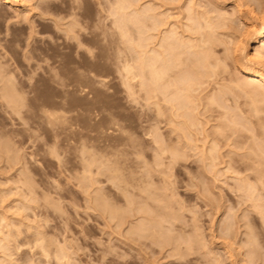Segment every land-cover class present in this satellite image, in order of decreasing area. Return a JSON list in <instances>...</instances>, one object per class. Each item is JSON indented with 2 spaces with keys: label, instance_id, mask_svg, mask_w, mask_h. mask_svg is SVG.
I'll return each instance as SVG.
<instances>
[{
  "label": "rangeland",
  "instance_id": "374dc122",
  "mask_svg": "<svg viewBox=\"0 0 264 264\" xmlns=\"http://www.w3.org/2000/svg\"><path fill=\"white\" fill-rule=\"evenodd\" d=\"M132 1H134L133 2L134 5L132 4L133 7H131L132 9L129 8L124 10L123 12H120L121 10H118L117 5L115 4V0H24L23 2L16 4L14 7L7 5L6 3H4V1H0V264H20V263L25 264V262L28 259H32L33 262L35 260L36 262L33 263L32 260L31 262L27 261L26 263L28 264H38V263L41 264L42 262L44 263L46 259L45 256L42 257L39 254L41 252H43L41 253L42 255L45 253L44 255H46L48 261L50 260V258L52 259L50 260L51 264H65L68 258L65 259L66 260L65 263L61 259V261L63 262L61 263L59 255L62 254L61 252H63L64 250L63 248L66 244L69 245L70 249L74 246L76 247L75 249L79 253L77 254L79 256V259H76L75 257L73 258V256H76L78 258V256L76 255L77 252L75 253L74 251L76 250L75 249L73 250V248L70 250L68 246H65L67 249H69V250L66 249L67 252L71 254L70 251H72L75 253V255L70 256L67 253L66 257H69L70 259L73 258L72 259L73 262L76 260L77 263L79 264L81 263L100 264V262H102L101 259V261L98 263L100 257L102 258V256L108 254L106 257L110 258V256L113 255V253L114 255L118 254L121 256L120 257L116 256V258H114L115 257L114 256L112 260L116 259L118 262L121 263V261L123 260L124 262V259L126 258L127 259V261H125L126 264L128 263L136 264L133 262H139L140 264H145V262L146 263L148 262L147 264H185L184 256L191 258V260L187 258L188 259L187 262L189 261L191 262L193 259H195L194 261H192V263L186 262V264H197V263L207 264L209 263V261L206 260L205 257L209 256L210 254L209 252H211L210 250H212L213 252L222 250L223 254L221 252H218V254L221 253L223 255L222 256L223 258L228 257L227 261H225L226 260L225 258L224 260L225 262H223V260L221 262V259H223V258L221 259L219 258L221 254L219 256L215 254L216 252L214 254L211 252L210 256L212 254L218 256L217 259L219 258V261L221 262L220 264L222 263L231 264L235 258L236 259L234 261L236 262L235 263L233 262L234 264H239V263L241 264L242 261L248 263V261L246 260H250L249 261L250 263L248 264H251L252 261L251 258H249L250 249L248 252L249 255L246 252L248 248H251L250 245L253 246V248L255 247L257 248V246L259 247L261 243L263 249H261L262 252L259 250L261 253L258 252V254L259 255L264 254V228L262 229L264 222H261V220H259L260 217L262 218L264 213H262L261 210L260 211L261 216L259 218L257 216L258 214L256 213V211L258 212V210L260 209H263L264 211V202L262 201V199L264 198L263 190L262 189L259 190V191L262 190L261 191L262 197L261 194L259 196L260 199L262 198L261 201L259 199V201H257L259 203L255 201L253 204V206L256 203L257 206L262 204L261 206H259L260 207L259 209L256 205L254 206V208H252L251 206L252 203L250 204L249 202H252L253 200L249 201L250 198H245V199L242 198V200L243 199L244 200L242 201L243 203L240 204L241 202L239 200L241 198H237L239 192V191L237 192L238 190L237 188H239L238 186H236L237 190L234 188L235 192H237L236 193L237 195L234 194L235 192L234 193L232 192L234 190H231V188H233L232 186L237 185L235 180L237 181L239 179L238 181L240 182V188L245 187V185L249 182L252 183L253 181L252 179H250V181L245 179L247 178L246 177L247 174L249 177L250 175L252 177L253 176L252 173H254L255 178H258L257 175L259 174L258 176L262 178V183H263L262 184L261 182H259L261 183L260 187L264 185V141H263L264 113L262 112L263 114H260L258 117L256 116V114L251 113L254 111L249 112L250 109H253L249 106L251 105L250 101H249L250 104L248 105L247 100L249 99L248 98L246 99V97H243L242 95H241L242 97L238 98L235 95H240V94L236 93V91L232 92V88H231L234 84L236 85L235 82L237 81H238L237 84L240 83L241 81H245V83L246 82L249 83V86L250 83L252 86L254 85L253 82H250L249 79L245 78L239 72L237 66L243 63L251 66L255 65L254 63H252L253 61L252 55L253 56L255 55L256 50L254 49V45L252 44V41L248 40L244 36L245 34L244 19L247 18L249 21L253 23L256 22L255 24L258 25L259 19L264 17V0H139V1L132 0ZM236 4H238L242 10L240 9V11H235V12L230 11ZM134 7H138V8H134ZM137 10L141 12L142 15L141 17H143L144 14L148 12L147 15L143 17L144 19L145 18L148 19V17H151V15L154 16L158 26V27L156 26L155 29V32L157 33H154L152 31L151 33H149L148 28L151 27V24H149L151 22L149 20L150 18L148 20L146 19L143 20V18H141V21H143L142 23L144 24V27L140 26L141 30L143 28L142 30L143 35L141 37L142 41L140 40L142 46L139 44L137 46L136 43L138 42H135L137 40L139 41L140 39L139 36H136L138 35V30L136 31L138 27L136 25H131L132 23L130 24V22L129 23L126 22L128 21L127 18H129L128 17L129 15L131 16L132 14L136 13L135 16L138 15V17H140L139 16L140 13H138ZM150 10L152 13L153 12L154 13L152 14L151 12H149ZM126 12H131V13L126 14ZM252 13L254 14L252 15ZM155 14L157 16H155ZM144 22H146L147 26ZM120 23L127 24L126 29L128 32L127 33L128 37H126L127 36L126 34V36L122 38L121 33L117 28V25H119ZM113 30L114 31L117 30V31L114 32ZM147 33L148 35L150 34L152 37L154 35V37L147 39L148 37H151L150 35L148 36ZM170 33L171 34L177 33L178 35L175 34V38L176 37L178 38V36H180L183 42L180 40L179 41L187 45L188 42L191 43L192 40L191 44L193 45L194 48L191 47L192 50L190 49L191 50L190 53L192 55H196V57H198L199 59H201L200 55L204 56L203 63L204 60L207 61V59L205 58L207 56L209 58L208 59L209 64L208 63H204V64L213 65V67H209V68L208 66L204 68L202 67V69H206V70L211 68L212 69L210 71V73H212L211 75L209 74V72L207 73L206 70L203 71L206 74H209L208 76L210 77L216 73V75L212 76L211 78L203 74L205 78L207 76L206 79L199 80L200 78L199 79L196 78L197 80H195L194 85L198 84V86L196 85L198 88L194 86L196 89H194L195 92H192L194 94L193 98L191 96L192 104L193 103L194 104L190 105L192 106L190 109L193 110L196 109L195 111H191V113L194 112L193 114L195 118L193 119L190 113L189 116L185 118V119L188 118L187 120H190L192 118L190 121H192L193 123L189 121V124H191V126L189 125L187 126L188 124L187 120L185 119L183 120V118H181L184 116L182 113L187 112L188 110L186 111L185 107H184L185 109L182 108L181 110L180 109L181 106L179 105L178 107L176 106L177 107V109L175 108L176 110L172 108L176 104V102L175 103L172 102L174 97H172L171 95L169 96L170 98L168 97V100H166L167 96L165 97L163 96L167 95L166 92L168 91L166 92L163 91L165 92V94L161 96L162 93H160L159 91L160 88L157 90L159 94L158 92H156L157 97L160 100L157 99V97L155 100H152V95H150L149 93L152 91V89H150L151 84L149 80H145L146 79L145 75H147L146 72L148 70L146 69L147 67L144 66V64L147 61V58H149L151 52L146 54L144 53L147 51L149 52L150 49L152 50L154 49L156 51L160 46L163 45V43L162 45L160 43L162 42L163 35L164 37H166L168 35H171ZM133 38H135V40H133ZM208 39L211 42H215L216 44L215 43L214 44L216 45V47L215 45L210 43ZM204 41H206L207 43ZM241 41L242 44L247 41L249 48L242 49V45L240 44ZM191 44L190 46H192ZM210 44L213 46L210 47ZM198 46L201 48L199 49ZM196 47L198 48L195 49ZM161 49L162 47H160L158 50L160 51ZM193 49L194 52L196 53L193 52ZM206 50H208L207 51L208 53L205 52ZM141 52L144 53L141 54ZM210 53L213 55H211ZM56 57L58 60L55 59ZM190 57L193 59L194 58L197 59L196 57H192L191 55ZM249 57H250V61H249ZM143 58H145V60ZM136 60H138V62ZM141 60L144 63L143 64L144 67L141 64H138V63H142ZM148 61L146 62V64H148ZM126 64H128L127 66L131 64V66L134 67H138L140 65L141 69L143 67L142 69L143 71H140V74L142 75L143 79L139 80L138 78H136L133 81L128 80L127 75L124 71V66H126ZM214 64L218 67V69L217 68L214 69ZM64 67L67 69L65 70ZM12 69L14 71H12ZM144 70L147 71L144 72ZM64 71L66 72V74L64 73ZM184 71L186 73L187 70ZM8 72H11V74H9ZM48 72H50L51 74ZM64 75L65 76L67 75L65 77L67 80L66 87H60L59 85L54 83L55 82L53 81L54 78L55 80L56 79L58 80L59 77L61 79V77H63ZM203 75L200 77L204 78ZM7 76L10 77L12 76V78L9 79ZM7 78L10 82L11 80H13L12 82L16 81L14 82V85H12V83H9V81L6 80ZM125 78L127 79L126 81ZM3 79H5V81ZM145 81L148 82V84ZM3 82L4 84L5 83L6 84L5 85L2 84ZM144 83L146 86L144 85ZM241 84L244 83L242 82ZM130 85L133 89L130 87ZM141 85L143 86V88ZM12 86L16 88L13 89ZM249 86H244V87H249ZM252 86H250L249 88H251ZM4 88H6L5 91L7 92L3 94V92H5ZM254 89H258V86L255 87ZM9 90L11 91V93H13V95L15 94L14 95L15 97H17V95H19L20 93L21 95L24 93V96L22 95L23 97L19 95L18 98L15 99V101H17L15 102L16 105L19 106L21 105L22 102L23 105L20 108L24 106L22 110L20 109L21 113L19 115H16V113L11 109L12 107L11 105H13L12 104L13 102L12 100H11L12 103L9 102L11 96L8 93ZM66 90L67 92H65ZM229 90H231V92ZM260 90H262V88L260 89L259 87L258 91L260 92ZM261 92L264 91L262 90ZM5 95H6V99H5ZM7 95H9L8 96L9 98L7 97ZM89 95L91 97H88ZM261 95L263 96L264 93L259 94V96ZM212 96H215V98H213ZM11 97L13 99V96ZM163 98L165 99L166 102L171 101L172 103H174V105L171 102L167 103L168 105L166 103H162L165 102L163 101L164 100ZM208 98L210 100H208ZM211 99L216 100L218 103L214 104L215 101H213L214 103H212ZM258 99L263 100L264 96L263 98L260 97ZM90 100L93 102H91ZM200 101L202 102L200 103ZM210 101H211L210 107L208 105L209 108L206 107L207 109L206 110L205 105H207L206 103H209ZM18 102H20V104H18ZM152 102H154V104H152ZM188 102L186 103L190 104V101ZM156 103L159 104L158 105L159 110H157V108L154 107V105L155 106L157 105ZM62 104L64 108L62 107ZM42 106L43 107L52 106L53 108L51 107V109H53L54 111L64 110L68 112L70 131L67 134L62 133L63 130L60 129L61 127L58 122L57 124H54V126H48L46 125V123L44 124V122H40L41 120L39 119V117H38L39 120H37L36 117L39 115L40 108ZM188 106L189 105H187V107ZM61 107L63 109H61ZM170 107L174 111H170L171 110ZM179 109L181 110V113L178 114L181 117L178 115L179 118H177L178 116H176L177 114L175 113V111L178 112ZM154 112L155 113L160 112V113L156 115ZM248 112L252 114L251 118L247 114ZM14 113L16 116L14 115ZM223 116L224 117L226 116L225 117L226 119L223 118ZM20 117L25 120L24 123L22 122V119ZM257 117L260 118L259 119L260 121H258ZM228 120L231 123L233 122L232 123L233 125H230ZM184 121H186L187 123L185 124ZM195 121L198 122L199 124L198 126L195 124ZM181 122L182 124L184 122V124L186 125L185 126L186 131L183 130L184 128L183 126H182L183 128H181L182 125ZM32 124L37 129L33 127ZM243 124H247V125L243 126ZM188 127L190 128V131ZM221 128H223V130ZM12 129L14 132L12 131ZM16 129L17 131L21 130V132L23 131L22 129H24L25 134L26 133L27 134L23 135L24 131L21 134L20 131L19 133H17ZM15 131L18 136L15 134ZM104 131H106L107 134L104 133ZM151 131L153 133L155 132L154 133L155 136L156 135L158 136V138L156 137L157 138L156 140L160 139L159 141L161 143L164 142V145L162 144L163 146H161L160 148L162 149L165 147L167 152L165 151V149H162L163 152L165 153L171 152L173 155H175L176 153L173 151V149L177 150L179 156L184 154L182 156L183 158L182 160L185 159L186 162L184 163L183 161L182 163L181 158L180 159L177 158L178 161H181L182 166H177L178 164L174 163L175 167H173V164H171L172 163L171 160H169L171 159L169 158L171 154L169 153H168L169 155L163 154V152L161 153V151H157L158 154L160 155L162 154L159 157V155L156 153L154 148L159 141L157 142V144L151 141L152 140L151 136L153 135ZM115 132L117 133L115 134ZM63 135L65 136L68 135V137L64 136L66 138L65 139L63 138ZM80 135L82 136V138ZM106 135H108L110 139H108L109 137ZM105 136L106 138L107 137L108 138L106 139ZM24 137H27L29 141ZM91 137H95L94 139H96L98 143L96 144L95 141L93 143L92 140L93 138ZM99 137H101L102 139H100ZM214 138L217 140H215ZM63 139L68 141H65ZM97 139H99V141ZM100 140L104 141L103 143H101L100 146L101 148L98 147L97 149H95L100 144V142H102ZM106 140H110V141L107 142ZM214 141L218 142L219 145ZM211 142L213 144L218 145L217 153L219 156L217 155V153L216 155L218 156L219 159H216V161L215 160L211 161L212 157L211 158L209 157L210 160L208 159L206 162L205 158L203 157L206 156V153H208L209 156L211 155L209 153L210 148L212 149V147L209 148V146L213 145L211 144ZM63 143L65 144V146ZM92 144L94 145V147ZM83 145L84 146L86 145L85 148L88 147V149H85ZM106 146L110 147L109 148L110 151L109 150L104 151L106 150ZM251 146L252 148H254V150L250 148ZM103 147L105 149H103ZM261 147L262 149H260ZM206 148H209V150H206ZM83 149L86 150V152L87 150L90 152L93 151L95 152V150H97L99 152L100 149L101 152L100 154L98 152L95 153L93 152L92 154L89 152L90 155L87 154L86 156L85 155L86 153L83 152L84 151ZM158 149L159 148H157L156 150ZM251 149L253 151H255L256 149L257 151H255V153L252 152L253 153L252 155ZM202 150L204 152L206 150V153L204 154ZM50 151H52L53 153ZM102 151H104V153ZM201 151L203 153H201ZM105 152H107L106 153L107 155L105 154ZM178 153L176 154L177 157H179ZM50 154H52L53 156ZM254 154L255 155L258 154L256 156L259 158H256ZM54 155L56 157H54ZM88 156H90V158ZM106 156L109 157L107 158ZM100 157L103 158L101 159ZM86 159L90 163L88 162V164H86L87 163ZM99 159L102 162H104L105 165L104 164L100 165V163L102 162H100ZM97 160H99L100 163H98ZM210 161L213 164H210ZM168 162L171 164V167L173 168L170 167V164ZM116 163H118L117 164L118 167L116 166ZM119 164L123 165L125 171H123V169L121 171L119 170V172L116 171L117 168L119 169L121 167V165L119 167ZM154 164L157 167H154L155 166ZM166 164H169V168L168 165ZM102 165H104L103 170L111 166L112 168L110 167V169L113 170L111 171L113 172V174L111 172L110 173L112 175H114V173L115 175L119 173V175L117 174L119 177L122 176L120 172L124 175L126 174L124 177H127L126 180L129 179L130 177L129 180H132L131 181L132 186L131 184L130 187L129 185L127 186V184H129L130 182L129 180H127L126 184H124L125 183L124 180H122L123 182H121V180L118 179L120 181L118 183L120 184L116 182L118 181L116 179L110 180L111 177L115 176V175L110 176V174L108 175L110 169H108L109 171L108 170L104 171V173L107 172L106 174L104 173L101 174L100 170H102ZM100 166L101 168H99ZM140 166H142V168ZM113 167L116 170H114ZM146 168L149 169L147 170ZM249 168H251L252 171L246 172L247 169L250 170ZM150 170H152L154 177L152 176V174L150 175L151 173ZM241 170L242 171L245 170V172L244 171L241 172ZM255 170L260 171L261 173H258ZM165 171L166 173H162ZM260 174L261 175L263 174V176H261ZM109 176L110 178L108 180ZM144 176L148 177V179L149 176L150 178H152L148 180L149 182L154 178L153 180L154 182L152 181L150 182V184L155 183L154 185L155 188L154 187L153 189L150 188V186L151 185L153 186V184L148 185L149 182L148 183L145 182L147 181L145 180L147 178H145ZM238 176L240 178H238ZM244 176L245 178H243ZM197 177H199V180L200 177H202L201 178L202 180L199 181ZM255 178L253 179L256 181ZM137 179L138 181L139 180L141 181L140 182L141 184H139ZM242 179L243 180L245 179L244 181L245 185L243 184ZM163 180H165V184L168 183L166 184V187H169V188L166 187L164 188L168 190L172 188L173 190V191L171 190L167 191L168 195L170 194V192L171 194L175 193L176 195L175 194L174 196L170 195L171 197L167 196L165 189L162 187L165 186ZM110 181L115 183L113 184L114 186L110 183ZM255 181H253L252 184L254 186H257V188L259 189L258 185L254 184ZM133 183L134 184L136 183L135 184L136 186ZM117 184L119 186L126 185L127 187H129V191L126 192L128 194L129 192H132V194L135 193L134 195L138 193L137 190L139 191V189L141 190L142 188V190L144 191L143 194L145 195L147 194V196L142 194L140 201L139 199L140 193H138V197L135 196V198L138 199L137 200L134 199V200H136V202H138L139 205L141 206L144 205L143 206L144 209L148 211V214H150L151 218H155V217L157 218L158 216H160V215L158 216L155 215V217H152L155 213L154 210H156L157 208L158 210H156V212L159 211V208L160 210L162 209V212L163 209H165L166 211L164 210V212L166 213L168 212L169 214L172 212L176 213L178 211L180 215H178V212L176 215L181 216L180 218L189 217V219L191 215L196 212L195 216L197 218L194 216V214L192 215L194 219L196 218L195 220L193 219V223L194 221L196 223V220L198 219L197 222L199 221V225H201V229H203L205 232L202 233L205 234L207 237L203 236L202 233L200 234L201 229H199V226H198L199 232L197 230L198 234L196 235L197 236L200 235L202 239H204L205 237V239L207 238L208 242L210 241L208 244V242H206V240L204 239L207 245H209L208 246L209 252L207 251L204 255L203 253L207 249L204 252L203 251L199 252L201 247L199 248L198 245L194 244L193 246L190 244L191 246H193L192 250L194 247H196V250L199 249V251L195 253L196 250L195 251L193 250L195 254L194 253L192 254L194 255L186 256V254L191 255L190 252H193L190 250H189L190 252H187L189 247H186V245H188L189 242L193 244L195 240V238L192 237L193 235H191V231H193L194 229L193 227L195 226V224L193 225L192 223H190L189 222L190 220L188 219L187 221H184L183 224L185 226L188 223L190 225L192 224L193 226L191 231H190L191 227L186 228L185 231L183 230L185 226L182 223H180L181 219L177 220L176 226L177 224H180V226H177L179 228L181 227V225H183V227L181 228L182 231L184 232H186V230H189L190 234H186L185 237L189 238L187 236L190 235V237L193 238V240L192 238L190 240H192L193 242L189 241V239L186 240L184 237H180L185 234L184 232L181 231L178 232V230L180 229L174 231L175 234L171 233L172 235H177V236L179 235L178 233H181V235H179L178 237L182 238L181 240H183L182 241L183 243L184 240L187 241V243L186 241L184 243L185 246L182 242H180L182 244L180 245L183 246L182 248L178 243H176L177 240L179 242V238L178 239L175 238L176 236L174 237L170 235V233H169L170 236L168 235L170 240L166 239V241L169 242V243L166 242V244L168 245H166L165 242L162 243L163 241H165V240L162 241V239H165V237L161 239L160 246L161 247L163 246L162 249L164 250L167 247L164 251L159 247V245L157 246L155 245L156 249L154 248V251L149 247L148 248L141 247V249L144 248L145 251H147L146 254H144L145 251L138 249L140 247L137 248L133 246L132 247L133 249L129 247V245L126 244V240H125L126 238L124 237V234H126L125 236H128L127 234L131 233V230L129 232L126 229H131L130 228L131 225H135V224L137 225V223L139 222L137 216L139 217V215H137L136 217L134 216L135 220L130 217L134 222H132L130 225V222L128 223L127 221L128 224H125L124 229L122 227L124 225L123 224L121 226V229L123 230L118 231L119 227H117V225L115 226V223H117L116 221L119 218V215L122 213V216H124V218L126 217L128 218L127 212L128 213L130 212L129 209L127 210L125 209L126 207L124 208L123 212H120L122 211L120 209H123V207L120 209L116 207L114 208V206H117L116 202L119 201H120L119 207H121L120 206L121 201H123V203H125V205L128 206L126 201H124V197L122 200H120L121 198L118 199L119 201L117 199L114 200V198H119V193H120L118 188L119 186H117ZM137 185H139V187ZM141 185L143 187H140ZM115 186L117 189L115 188ZM156 186L159 187L158 189L162 187L161 190L164 189V192L159 190L160 191L159 193L161 194L157 192L158 194L154 195L153 192L155 191ZM133 187H136L137 190L136 188L134 189ZM203 187L205 189H203ZM206 189L209 191V193L207 191L208 194H206L205 192ZM96 191L102 192L101 196L99 195L98 192L97 194ZM162 192L166 193L164 195L165 197L167 196L170 199L175 198V203H173V199L171 200L169 199L170 203L172 204L171 205L172 207L169 208H171L172 210L167 207V205H170V203L169 204L165 203L168 200L167 201L165 200L164 202L165 204L161 205V203L164 201L165 198L162 196L163 195ZM150 193L151 195H149ZM211 193L213 194V196ZM257 193L259 194L260 192ZM128 194L127 196L129 197V195L131 194L129 195ZM96 195H99L96 198L98 202H95L97 201L95 200L94 197ZM102 195L104 199L106 198L104 201L107 204L108 202L110 203L109 205L112 204V208L109 207L110 209L120 210V211L117 210L119 213L115 210L117 212V215L115 216L111 215L114 218H110L111 216L109 214L111 213L108 212L109 211L108 208H107L108 211L105 210L107 213L104 211L106 206L109 205L104 203V201L103 202L101 201ZM159 195L160 197L162 196L163 199L159 198L161 200H158L155 197L154 199L157 201H153V199H148L146 200V202L147 201L149 202L147 203L144 202L145 204L142 205L143 200L145 201L144 198H148V197L153 198V196H159ZM132 196H130L129 198H132ZM98 197L100 200L98 199ZM246 199L249 200L245 201ZM134 200L133 203L135 202ZM93 201L97 204L99 202L100 203L102 202L101 204L102 206L100 204L98 205L100 206V210L98 206L93 203ZM150 201L155 203L157 202V204L159 203L160 205L158 207H155L157 204L154 205ZM181 201L183 202L181 203ZM237 202L240 203L238 204ZM103 203L106 204V206L104 205L105 208L103 207ZM151 203L153 204L152 205L153 208L149 207ZM180 203L181 204L184 203L187 206V209L188 208L190 210L193 209L194 211L188 210L189 211L188 213L186 212L187 211L186 208H185L186 211H184L185 209L183 207L182 208L180 207L181 206ZM132 204L130 206H132ZM136 204L137 203L133 204L134 208L133 207L130 208L135 209ZM165 205L166 207H163ZM174 206H176V210L173 209ZM179 207H180V211L178 209ZM255 207H257L258 210L255 209ZM101 210H103V212ZM182 210L184 211L185 214L183 213ZM115 211H113L112 214H114ZM159 213H155V214H159ZM175 213L172 214L174 215ZM172 214L168 215L169 220ZM162 215H164V213H162ZM176 215L174 216L176 217ZM227 215H228L227 218L230 219L229 221H226L225 220L226 218H224ZM230 215L237 220V221L235 220L236 224L238 222L237 226L234 227L236 225L235 224L232 228V233H234L233 230H235L234 236L236 237L237 235V237L235 238V244H233L232 242H234V236L232 234L231 240L233 239V241L231 242V246H230L231 248L229 247L230 253L229 254L227 253L228 255L225 256L226 252L224 254V250H223V246L225 244L223 243L226 241V239L224 238L222 239L221 237L222 233H220L221 232L220 230L222 227L224 226L226 227L228 222L232 221L231 218L233 217H231ZM164 216L166 217V215ZM178 216L176 218H178ZM242 216H244L245 219L249 217L252 219V220L250 219L252 222L254 221L253 224L250 222V226H252L251 227L252 229L254 228L253 226H255L254 230H256V226L259 227V229L257 227L258 229L257 231L260 233V237H259V239L261 238L260 243L257 241L258 239L255 238L258 236L255 237L251 236V234L255 235L258 233H254L253 232L254 230L251 231L252 229L248 227L249 222L247 221H249V218L246 221L245 219H243L244 217L242 218ZM108 218L111 219V221H109ZM222 218L224 219L223 223H221ZM131 219L128 220L130 221ZM136 220H138V222H136ZM219 223L223 224L224 226ZM224 223H226V225ZM136 225L135 227H133L135 231L137 230ZM138 225H140V223ZM220 225L222 226L221 228ZM241 226H243V228H241ZM239 227L241 228L240 230L241 232L239 231ZM236 228H238V230ZM124 230H126L127 233H125ZM117 231L120 233H118ZM210 231L213 233H211ZM248 231H251V233L249 232L250 233L249 238L252 239L250 245L249 242H247V240L245 241L246 239L245 237H247L248 234L247 236H245L244 233H248ZM116 232L120 237L116 235ZM238 233L240 234V236H238L239 235ZM242 234L244 235L242 236ZM196 235L194 236L196 237ZM171 236L174 237L172 239H176V240L175 241L171 240ZM200 236H198L197 238H201ZM36 237L37 238L41 237V239L44 240L38 239L40 241H36L37 240ZM118 237L120 238V240L119 239L117 240ZM121 237L125 240V242H123L124 240L121 239ZM70 238H73L71 239L73 240L72 242L73 245L68 243L65 244V242L68 241L70 243ZM242 238L245 239L243 240ZM249 238L248 241L251 240V239L249 240ZM202 239L201 240L197 239V240L199 243H201ZM236 239H238V241ZM241 239L243 240V243H248L245 246L247 247L249 245L246 249H244V247L243 249H241L242 246L244 245L239 244L240 246L238 247L237 244L242 242ZM121 240L123 242V244L121 242L122 245L120 244ZM254 240L256 241V244L258 243L257 246L255 247L254 245L256 244ZM42 241H45L44 244ZM170 241H172L171 245L172 244L173 246L175 245L174 247H176L177 244L179 245L177 248H175L177 253H175V249L173 246L171 247L169 246ZM36 242L38 243L35 244ZM39 242L43 246H41ZM110 242L114 245L107 247V249H103L105 248V245H107L108 243L110 244ZM205 242L203 241L202 244ZM38 244H40L41 247L38 246ZM59 244L60 246H58ZM116 244L118 245L115 246ZM147 244L149 245V242H147ZM205 244H203V247L205 246V248H207L206 247L207 245ZM220 244H223V246H221ZM46 245L47 247L48 246L49 247L47 248ZM61 245L64 246L62 248L63 250L60 251L59 249H57V247L61 249ZM102 245H104L103 248H101ZM124 246H126V248ZM36 247L38 251L41 250L40 248H42V250L41 252L39 251V253L37 252L38 255L34 256L32 254H36L37 251ZM97 247L100 249H97ZM169 247L171 249H169ZM184 247H186L187 251L185 252L187 253L184 252L185 255L183 253L182 256L180 252L182 249L184 251L185 249ZM219 247L220 249H218ZM78 248L80 250H78ZM109 248H115L113 251L116 252L112 253V251H110L111 249ZM158 248H160L159 251ZM253 248H251V250ZM45 249L46 250L49 249L48 254L50 255V258L47 255V251ZM108 249L110 253H112V255H110ZM128 249L133 251H130ZM255 249L253 250L254 252ZM94 250H96L97 252L99 250L100 251L106 250L108 253L104 252L103 255V253L101 252L96 253L94 252ZM126 250L128 251L126 252ZM167 250H168V254H170L169 256H167L168 255ZM230 250H234V251H230ZM58 251H60L59 253L61 254H59ZM124 251L126 252L128 257L124 255L125 253ZM155 251L156 253L157 252L158 253L156 254ZM236 251L238 252L236 253ZM141 253L146 256H144L143 258ZM201 253H202L201 257L205 256L203 257L205 259H202L200 257ZM255 253L256 254L254 255L252 253L253 255L252 258L254 259L255 257L256 259L255 261L257 262L259 261V259L257 257L258 256L257 252ZM92 254H94V256L95 254H98L99 257H96L98 258V260L95 259V257ZM122 254L126 257H124ZM132 254H133V258H131ZM152 254H154L153 255L154 257H152ZM165 254H167L166 259L164 258ZM65 255H61V256L65 257ZM213 255L210 257V259L213 258ZM237 255L239 258L237 257ZM243 255L245 257H243ZM31 256L32 258H30ZM178 256L182 258V260L184 261L181 262L177 261ZM230 256H233L232 257L233 259ZM246 256H248L247 257L248 259L246 258ZM91 257L93 258L94 262L95 260H97L96 263H94L93 261L87 262L89 261L88 259H91ZM117 257L121 258L122 260L119 261ZM70 259L68 260V264L69 262L70 263L72 262V260ZM217 259L215 258L216 263L218 264L219 261ZM83 260L85 262H83ZM105 260H108V258L103 259L104 264L108 262V261L105 262ZM110 260L111 258L109 259V261ZM261 260L263 261L262 264H264V257L263 259L261 258L258 263H256L253 260L254 261L253 264H260ZM48 261H46V264H49L47 263ZM113 261H110V263L108 262L106 264H113ZM142 261H144V263ZM123 262L122 264H125V262L124 263ZM77 263L75 262V264Z\"/></svg>",
  "mask_w": 264,
  "mask_h": 264
},
{
  "label": "bare ground",
  "instance_id": "6f19581e",
  "mask_svg": "<svg viewBox=\"0 0 264 264\" xmlns=\"http://www.w3.org/2000/svg\"><path fill=\"white\" fill-rule=\"evenodd\" d=\"M0 1H4V3H6L7 5H9V6H13V7H14L16 4H19V3L23 2L24 0H0ZM137 1H139V0H137ZM137 1H136V2H137ZM133 2H134V1H132V0H115V4L117 5L118 10H121L120 12H123L124 10L133 7V6H132ZM137 3H138V2H137ZM133 5H134V4H133ZM135 6H137V5H135ZM112 7H113V6H112ZM134 8H138V7H134ZM131 9H132V8H131ZM240 9H241V7H240L238 4H236V5H235L230 11L235 12V11H240ZM134 10H135V9H134ZM241 10H242V9H241ZM128 11H129V10H128ZM144 11H145V10H144ZM144 11H143V12H144ZM135 12H136V11H135ZM137 12L140 13V15H139L140 17H138V15L135 16L136 13H135V14H132V15H134V16H132V15L130 16V15H129V16H128L129 18H127L128 21H126V22H127V23L130 22V24L132 23L131 25H136V26L138 27V28H137V27H134V28H137L136 31L138 30V35H136V36H139V37H140V39L138 38L139 41H140V40H141V37H142V35H143V31H142L143 28H142V30H141L140 28H141V27H144V24L142 23L143 21H141V18H143L145 15H147L148 12H147L146 14L142 13V14H144L143 17H141V16H142V15H141V12H139L138 10H137ZM149 12H151V10H150ZM232 12H231V13H232ZM124 13H125V12H124ZM127 13L130 14L131 12H126V14H127ZM132 13H134V12H132ZM151 13H152V12H151ZM153 13H154V12H153ZM153 13H152V14H153ZM239 13H240V12H239ZM245 14H246V13H245ZM250 14H251V13H250ZM253 14H254V13H252V15H253ZM261 14H262V13H261ZM149 15H150V14H149ZM155 16H157V15L155 14ZM122 17H123V16H122ZM125 17H127V16H125ZM151 17H153V18H151ZM151 17H148V19L150 18L149 20L151 21V22L149 23V24H151V27H149L150 25L148 26V27H149V28H148V29H149V33H151V31L154 32V33H157V32H155V29H156V26H157V23H156L157 21H156V19L154 18V16L151 15ZM221 17H222V16H221ZM145 19H146V18H145ZM145 19L143 18V20H145ZM148 19H146V20H148ZM255 19H256V18H255ZM125 20H126V19H125ZM113 23H114V22H113ZM144 23L146 24V22H144ZM255 23H256V22H255ZM255 23L249 21L247 18L244 19V24H245V32H244L245 34H244V36H245L248 40H251V41H252V44L254 45V49L256 50V51H255V55H254V56L252 55V57H253V58H252V59H253L252 63H254L255 65L251 66V65H248V64H244V63H243V64H240V65L237 66L239 72H240L245 78L249 79L250 82H253V84H254L253 86H252L251 83H250V86H252L253 88H252V87L249 88V87H250V86H249V83H247V82L245 83V81H241V82L238 83V84H237V82H238V81H237V82H235L236 85H235V84H234V85L232 84L233 86H232L231 88H232V92H235V91H236V93L240 94V95H235V96H237L238 98H240V97L243 96V97H246V99H247V98L249 99V100H247V101H248V105L251 103L252 106H251V105H249V106H250L251 108H253V109H250L249 112L254 111V112H251V113H252V114L254 113V114H256V116L259 117L260 114H263V113H264V99H263V100H262V99H260V100L258 99V98H260V97L263 98V96H264V95H263V96H262V95L259 96L260 93H261V94L264 93V92H261L262 90L264 91V17H262L261 19H259V23H258V25L255 24ZM114 24H115V23H114ZM126 26H127L126 23H125V24H124V23H120L119 25H117V28H118L119 32L121 33L122 38H124V37L126 36V34L128 33V32H127V29H126ZM129 26H130V25H129ZM129 26H128V27H129ZM140 26H141V27H140ZM146 26H147V24H146ZM205 26H206V25H205ZM208 26H209V25H208ZM157 27H158V26H157ZM150 28H151V29H150ZM130 29H131V27H130ZM196 29H197V28H196ZM208 29H209V28H208ZM145 30H146V29H145ZM201 30H202V29H201ZM111 31H112V30H111ZM113 31H114V30H113ZM116 31H117V30H116ZM116 31H114V32H116ZM128 31H130V30H128ZM158 31H159V30H158ZM170 32H171V31H170ZM172 32H174V31H172ZM104 33H105V32H104ZM135 33H136V32H135ZM188 33H189V32H188ZM170 34H171V33H170ZM175 34H177V33H175ZM175 34H171V35H168V36H166V37H164V35H163L162 42H160L161 45H162V43H163V45L160 46V47H162V49H161L162 51H161V50H160V51L158 50V49L160 48V47L158 46L159 48H158L156 51H155L154 49H153V50L150 49L149 52H148V51L145 52V53L143 52L144 54H146V53H150V52H151V54L149 55V58H147V61L149 60V61H148V64H146L147 61H146L145 64H144L142 60H141L142 63H138V64H141L142 66H143V64H144V66L147 67L146 69H147L148 71L146 70V71H147V72H146V71L144 70V72L147 73V75H145V78H146L145 80H149V82H150V84H151V85L149 84L150 87H151V88H150V87H149V88L152 89V91L150 90L152 93H151V92H149V93H150V95H152V100H155V99H156V97H157V93H156V92H158L157 90H158L159 88H160V90H159L160 93H162V95L160 94L161 96H163V94H165V92L168 91V92H166L167 95H164L163 97L167 96V97H166V98H167L166 100H168V97L171 96V95H172V97H174L175 100L173 99L172 102H174V103L176 102V104L174 105V103H172V102L170 101V102L174 105L173 107L171 106L172 108H174V109L176 108V109H177V107H178V105H179V106H181V107H180L181 110H182V108H184V107L186 108V109L184 108L186 111L188 110L187 112L182 113L185 117H184V116L181 117V116L178 114V113H181V110H180V109H179L180 112H179V110H178V112L175 111V113L177 114L176 116L179 115V116H180L181 118H183V120H184L186 117L189 116V113H190V114L192 115L193 119H194V118H195V116H194V114H193L194 112L191 113V111H195L196 109H195V110L190 109V108L192 107V106H190V105H193V104H194V103L192 104V101H191V100H192V99H191V96H192V98H193V95H194L192 92H195L194 89L198 88V87H197L198 84H196L197 86L194 85V84H195V80H197V79H199V78H200L199 80H203V79H206L207 76H208L209 74L211 75V74H212V73H210V71L212 70L211 68L206 70V69H202V67L204 68V67H207V66H208V68H209V67H213V65H211V64H210L211 66L208 65V64H209V63H208V59H209V58L206 56V54H205V56H206L205 58L207 59V61L204 60V63H208V64H204V63H203L204 56H201V55H200V58H201V59H199L198 57H196V55H192V54L190 53L191 50H192L191 47H193V45L191 44V43H192V40H191V43H189V42L187 41L189 46H190V44L192 45V46H190V48H189V46H188L187 44L182 43L183 40H181V37H180V36H178V38H177V37L175 38ZM147 35H148V33H147ZM149 35H150V34H149ZM149 35H148V36H149ZM177 35H178V34H177ZM113 36H115V35H113ZM113 36H112V37H113ZM136 36H135V38H136ZM144 36H145V35H144ZM150 36H151V35H150ZM199 36H200V35H199ZM110 37H111V36H110ZM126 37H128V34H127ZM132 37H134V36H132ZM153 37H154V35H153ZM153 37L151 36V37H148L147 39H150V38H153ZM179 37H180V39H179ZM182 37H183V36H182ZM202 37H203V36H202ZM135 38H133V40H135ZM156 38H157V37H156ZM127 39H128V38H127ZM130 39H131V38H130ZM163 39H164V40H163ZM136 40H137V39H136ZM143 40H144V38H143ZM155 40H156V39H155ZM179 40L182 41V42H180ZM187 40H189V39H187ZM208 40H209V39H208ZM123 41H124V40H123ZM139 41H138V40L135 41V42H138V43H136V45L138 46V44H139V45L142 46V43H141L142 40L140 41V43H139ZM146 41H147V40H146ZM153 41H154V40H153ZM209 41H210V40H209ZM112 42H113V41H112ZM204 42H206V41H204ZM148 43H149V42H148ZM150 43H151V41H150ZM150 43H149V44H150ZM206 43H207V42H206ZM210 43H212L213 45L216 44L215 42H211V41H210ZM214 43H215V44H214ZM240 44L242 45V49H243V48H249V45H248V42H247V41L244 42L243 44H242V41H241ZM151 45H152V44H151ZM151 45H150V46H151ZM159 45H160V44H159ZM204 45H205V44H204ZM208 45H209V43H208ZM213 45L210 44V47L213 46ZM134 47H135V46H134ZM198 47H199V46H198ZM198 47H196L195 49H197ZM202 47H203V46H202ZM205 47H208V46H205ZM215 47H216V45H215ZM140 48H141V47H140ZM152 48H153V47H152ZM193 48H194V47H193ZM200 48H201V47H199V49H200ZM155 49H156V48H155ZM190 49H191V50H190ZM214 49H216V48H214ZM136 50H137V49H136ZM147 50H148V49H147ZM151 50H152V51H151ZM245 50H246V49H245ZM188 51H189V54H188ZM200 51H201V50H200ZM203 51H204V50H203ZM203 51H202V52H203ZM207 51H208V50H206L205 52H207ZM212 51H213V50H212ZM193 52H194V49H193ZM205 52H204V53H205ZM143 53L141 52V54H143ZM194 53H196V52H194ZM200 53H201V52H200ZM207 53H208V52H207ZM210 54H211V53H210ZM53 55H54V54H53ZM190 55H191L192 57H196L198 60L195 59V58H194V59L191 58ZM211 55H213V54H211ZM56 56H58V55H56ZM184 56H185V57H184ZM187 56H189V57H187ZM198 56H199V55H198ZM59 57H60V56H59ZM59 57H58V58H59ZM187 58H189V59H187ZM190 58H191L192 60H191ZM212 58H213V57H212ZM55 59H57V57H56ZM143 59L145 60V58H143ZM47 60H48V59H47ZM57 60H58V59H57ZM190 60H191V61H190ZM136 61L138 62V60H136ZM205 61H206V62H205ZM247 61H248V60H247ZM249 61H250V57H249ZM139 62H140V60H139ZM252 63H251V64H252ZM203 64H204V65H203ZM217 64H219V63H217ZM222 64H223V62H222ZM52 65H54V64H52ZM127 65H128V64H126V66H124V71H125V73H126V75H127V79H128V80H132V81H133V80L136 79V78H138L139 80H142V79H143L142 75L140 74V71H143L142 69H143L144 66H143L142 69H141V68H140V65H139V66L136 65V66H138V67L131 66V64H130L129 66H127ZM205 65H206V66H205ZM64 68H65V67H64ZM216 68L218 69V67L214 64V69H216ZM54 69H55V68H54ZM66 69H67V68H65V70H66ZM140 69H141V70H140ZM224 69H225V67H224ZM235 69H236V68H235ZM9 70H10V69H9ZM184 70H187L186 73H185ZM203 70H206L207 73L209 72V74H206ZM10 71H11V70H10ZM12 71H14V70L12 69ZM55 71H56V70H55ZM198 71H199V72H198ZM201 71H202V72H201ZM236 71H237V70H236ZM136 72H138V73H136ZM239 72H238V73H239ZM8 73L11 74V72H8ZM48 73H50V72H48ZM60 73H61V72H60ZM64 73L66 74L65 71H64ZM141 73H142V72H141ZM50 74H51V73H50ZM62 74H63V73H62ZM203 74H204V75H207L206 78H205V76H204ZM13 75H15V74H13ZM202 75L204 76V78H203V77H200V76H202ZM214 75H216V73L213 74L212 76H214ZM219 75H220V73H219ZM54 76H55V75H54ZM58 76H59V75H58ZM66 76H67V75H66ZM66 76L64 75L63 77H61V79H60V77H59L58 80H57V79L55 80V78H54L53 81H55L54 83L57 84V85H59L60 87H66V86H67V80H66V78H65ZM92 76H93V75H92ZM146 76H147V77H146ZM212 76H211V77H212ZM217 76H218V75H217ZM7 77H8L9 79L12 78V76H11V77H10V76H7ZM208 77L211 78L210 76H208ZM8 78H7L6 80H8ZM68 78H69V77H68ZM120 78H121V77H120ZM147 78H148V79H147ZM196 78H197V79H196ZM245 78H244V79H245ZM13 79H14V78H13ZM59 79H60V80H59ZM127 79L125 78V81H126ZM3 80L5 81V79H3ZM20 80H21V79H20ZM123 80H124V79H123ZM199 80H198V81H199ZM241 80H242V79H241ZM1 81H2V80H1ZM8 81H9V80H8ZM8 81H7V82H8ZM12 81H13V80H11V82L9 81V83H12V85H14V82H16V81H14V82H12ZM97 81H98V80H97ZM145 82H146V81H145ZM196 82H197V81H196ZM242 82H243L244 84H247V85L241 84ZM54 83H53V84H54ZM69 83H70V82H69ZM146 83L148 84V82H146ZM2 84H4V82H3ZM5 84H6V83H5ZM5 84H4V85H5ZM205 84H206V83H205ZM216 84H217V83H216ZM230 84H231V83H230ZM4 85H3V87H4ZM20 85H21V84H20ZM98 85H99V84H98ZM131 85H132V84H131ZM131 85H130V87H131ZM142 85H143V84H142ZM142 85H141V86H142ZM144 85H145V83H144ZM206 85H207V84H206ZM255 85L258 86V89H254L255 87H257V86H255ZM18 86H19V85H18ZM18 86H17V87H18ZM70 86H71V85H70ZM70 86H69V87H70ZM145 86H146V85H145ZM194 86H196V88H195ZM208 86H209V85H208ZM244 86H249V87H244ZM7 87H8V86H7ZM9 87H10V85H9ZM259 87H260V89L262 88V90H260V92L258 91V90H259ZM12 88L14 89V88H16V87H13V86H12ZM22 88H24V87H22ZM84 88H85V87H84ZM131 88H132V87H131ZM142 88H143V86H142ZM144 88H145V87H144ZM17 89H18V88H17ZM60 89H61V88H60ZM66 89H67V88H66ZM132 89H133V88H132ZM132 89H131V90H132ZM229 89H230V88H229ZM233 89H234V91H233ZM2 90H3V89H2ZM5 90H6V88H4V91H5ZM19 90H20V89H19ZM23 90H24V89H23ZM169 90H170V91H169ZM9 91H10V90H9ZM9 91H8V93H9L11 96H13V99H12V97L10 96V101H9L10 103L13 102V103H12L13 105H11V106H12L11 109H12V111H14V112L16 113V115H19V114L21 113L20 111L22 110V108H23L24 106H23L22 108H20V107L23 105L22 102H21V105H19V106L16 105L15 102H17V101H15V99L18 98L19 95H20V96H22V95L24 96V93H23L24 91L22 92V93H23L22 95H21V93H20L19 95H17V97H15V96H14L15 94L13 95V93H11V91H10V92H9ZM16 91H17V90H16ZM80 91H81V90H80ZM84 91H85V89H84ZM148 91H149V90H148ZM163 91H165V92H163ZM199 91H200V90H199ZM229 91L231 92V90H229ZM2 92H3V91H2ZM6 92H7V91L3 92V94L6 93ZM18 92H19V91H18ZM65 92H67V90H66ZM94 92H95V91H94ZM131 92H132V91H131ZM169 92H170V93L172 92V93L170 94ZM223 92H224V91H223ZM25 93H26V92H25ZM78 93H79V92H78ZM81 93H82V92H81ZM92 93H93V92H92ZM168 93H169L170 95H169ZM67 94H68V93H67ZM90 94H91V93H90ZM158 94H159V92H158ZM191 94H192V95H191ZM229 94H230V93H229ZM241 95H242V96H241ZM8 96H9V95H7V97H8ZM23 96H22V97H23ZM63 96H64V95H63ZM148 96H149V95H148ZM258 96H259V97H258ZM3 97H4V96H3ZM3 97H2V98H3ZM88 97H91V96L89 95ZM172 97H171V100H172ZM199 97H200V96H199ZM212 97L215 98V96H212ZM237 97H236V98H237ZM8 98H9V97H8ZM169 98H170V97H169ZM196 98H197V97H196ZM209 98H211V97H209ZM209 98H208V100H210ZM216 98H217V97H216ZM5 99H6V95H5ZM59 99H60V98H59ZM157 99H159V98L157 97ZM163 99H164V98H163ZM188 99H190V100H188ZM199 99H200V98H199ZM221 99H222V98H221ZM224 99H225V98H224ZM11 100H12V102H11ZM61 100H62V98H61ZM91 100H92V99H91ZM91 100H90V101H91ZM159 100H160V99H159ZM203 100H204V99H203ZM211 100H212V103H214L213 101H215L214 104L218 103L216 100H213V99H211ZM219 100H220V99H219ZM1 101H4V100H1ZM83 101H84V100H83ZM163 101H165V99H164ZM180 101H181L182 103H181ZM188 101H190V104H188V103H189ZM193 101H194V100H193ZM197 101H198V100H197ZM249 101H250V103H249ZM7 102H8V101H7ZM91 102H93V101H91ZM157 102H158V101H157ZM170 102H166V101H165V102H162V103H166V104H167V103H170ZM186 102H188V103H186ZM201 102H202V101H200V103H201ZM207 102H208V101H207ZM229 102H230V100H229ZM233 102H234V101H233ZM159 103H160V102H159ZM185 103H186V104H185ZM210 103H211V101H210L209 103H206L207 105H205V109H206V107H208V105H209V107H210ZM18 104H20V102H18ZM152 104H154V102H152ZM156 104H157V103H156ZM166 104H165V105H166ZM172 104H169V105H172ZM87 105H88V104H87ZM150 105H151V104H150ZM158 105H159V104L156 105L157 107L154 105V107L157 108V110H159V109H158ZM161 105H162V104H161ZM167 105H168V104H167ZM187 105H189V106H188L189 108L187 107ZM211 105H213V104H211ZM217 105H218V104H217ZM44 106H45V105H44ZM176 106H177V107H176ZM232 106H233V105H232ZM6 107H7V106H6ZM8 107H9V105H8ZM42 107H43V106H42ZM42 107H41V108H42ZM51 107H52V106H51ZM51 107H49V106L47 107V106H46V107H43L42 109L40 108L39 115H38L37 117H36V116H35V117L37 118V120L40 119V120H41L40 122H44V124L46 123V125H48V126H54V124H57V122H58L59 125H60V127H61L60 129L63 130L62 133L67 134V133L70 131L68 112H66V111H64V110L54 111L53 109H51ZM62 107L64 108L63 104H62ZM62 107H61V109H63ZM152 107H153V106H152ZM171 107H170V109H171ZM197 107H198V106H197ZM209 107H208V108H209ZM233 107H234V106H233ZM52 108H53V107H52ZM195 108H196V106H195ZM9 109H10V107H9ZM20 109H21V110H20ZM57 109H58V108H57ZM176 109H175V110H176ZM189 109H190V112H189ZM212 109H213V108H212ZM65 110H66V109H65ZM206 110H207V109H206ZM224 110H225V109H224ZM93 111H94V110H93ZM170 111H174V110L171 109ZM238 111H239V110H238ZM10 112H11V110H10ZM152 112H153V110H152ZM249 112H248L247 114H248V115L250 116V118H251V115H252V114L249 113ZM262 112H263V113H262ZM15 113H14V115H15ZM36 113H37V111H36ZM154 113H155V112H154ZM159 113H160V112H159ZM159 113L156 112L155 114L158 115ZM99 114H100V113H99ZM99 114H98V115H99ZM182 114H181V115H182ZM257 114H258V115H257ZM8 115H9V114H8ZM16 115H15V116H16ZM73 115H74V114H73ZM93 115H94V114H93ZM156 115H155V116H156ZM195 115H196V114H195ZM21 116H22V115H21ZM172 116H173V115H172ZM179 116H178L177 118H179ZM220 116H221V115H220ZM226 116H227V115H226ZM226 116H225V117H226ZM253 116H254V115H253ZM253 116H252V117H253ZM256 116H255V117H256ZM17 117H18V116H17ZM38 117H39V119H38ZM157 117H158V116H157ZM198 117H200V116H198ZM225 117L223 116V118H225ZM258 117H257V119H258V121H260V120H259L260 118H258ZM20 118H21V117H20ZM20 118H19V119H20ZM91 118H92V117H91ZM253 118H254V117H253ZM21 119H22V118H21ZM27 119H28V118H27ZM33 119H35V118H33ZM155 119H156V118H155ZM187 119H188V118H187ZM187 119H185V120H187ZM189 119H190V118H189ZM191 119H192V118H191ZM191 119H190V120H191ZM218 119H219V118H218ZM225 119H226V118H225ZM13 120H14V119H13ZM16 120H17V119H16ZM29 120H30V119H29ZM157 120H158V119H157ZM190 120H187V122H188L187 126H188V125L191 126V124H189V121H190ZM14 121H15V120H14ZM32 121H33V120H32ZM172 121H173V120H172ZM22 122L24 123L25 120L22 119ZM55 122H56V123H55ZM155 122H156V121H155ZM179 122H180V121H179ZM184 122H185V124L187 123L186 121H184ZM184 122H183V124H182V122H181V124H182V125H181V128L184 127L183 130H185V126H186V125L184 124ZM190 122L193 123L192 121H190ZM228 122L230 123V125H233V124H232L233 122L231 123L229 120H228ZM23 123H22V124H23ZM174 123H175V122H174ZM177 123H178V122H177ZM235 123H237V122H235ZM235 123H234V124H235ZM245 123H246V122H245ZM247 123H248V122H247ZM195 124H196L197 126L199 125L198 122H196V121H195ZM32 125H33V124H32ZM236 125H237V124H236ZM246 125H247V124H243V126H246ZM182 126H183V127H182ZM234 126H235V125H234ZM33 127H35V126L33 125ZM44 127H45V126H44ZM118 127H119V126H118ZM192 127H193V125H192ZM227 127H230V126H227ZM247 127H248V126H247ZM31 128H32V127H31ZM35 128H36V127H35ZM188 128H189V127H188ZM231 128H232V127H231ZM243 128H246V127H243ZM36 129H37V128H36ZM55 129H56V127H55ZM74 129H75V128H74ZM74 129H73V130H74ZM102 129H103V128H102ZM117 129H118V128H117ZM178 129H179V128H178ZM219 129H220V128H219ZM221 129L223 130V128H221ZM22 130L24 131V129H22ZM75 130H76V129H75ZM119 130H120V129H119ZM181 130H182V129H181ZM196 130H197V129H196ZM12 131H13V129H12ZM16 131H17V129H16ZM16 131H15V134H16ZM19 131H20V134L23 132V131L21 132V130H19ZM19 131H17V133H19ZM108 131H109V130H108ZM185 131H186V130H185ZM189 131H190V128H189ZM217 131H218V130H217ZM217 131H216V132H217ZM13 132H14V131H13ZM26 132H27V131H26ZM101 132H102V131H101ZM151 132H152V131H151ZM201 132H202V131H201ZM250 132H251V131H250ZM104 133L107 134L106 131H104ZM116 133H117V132H115V134H116ZM152 133H153V132H152ZM154 133H155V132H154ZM154 133H153V135L151 136V139H152L151 141H153L155 144H157V142H158L160 139H159V140H156V139L158 138V136H157V135L155 136ZM189 133H190V132H189ZM15 134H14V135H15ZM20 134H19V135H20ZM26 134H27V133H26ZM26 134H25V131H24V134H23V135H26ZM29 134H30V133H29ZM98 134H100V133H98ZM101 134H102V133H101ZM120 134H121V133H120ZM16 135H17V134H16ZM108 135H109V134H108ZM108 135H106V136H108ZM191 135H192V134H191ZM254 135H255V134H254ZM17 136H18V135H17ZM27 136H29V135H27ZM30 136H31V135H30ZM33 136H34V135H33ZM58 136H59V135H58ZM64 136H65V135H63V138L68 137V135L65 136V137H64ZM73 136H74V135H73ZM80 136H81V135H80ZM106 136H105V138H106ZM149 136H150V135H149ZM54 137H56V136H54ZM74 137H75V136H74ZM108 137H109V136H108ZM108 137H107V138H108ZM147 137H148V134H147ZM156 137H157V138H156ZM192 137H193V136H192ZM253 137H254V136H253ZM24 138H26V139L28 140L27 137H24ZM81 138H82V136H81ZM91 138H93V139H92V140H93V143H94V141H95L96 144L98 143V142L96 141V139H94L95 137H91ZM97 138H98V137H97ZM99 138L102 139L103 136H102V138H101V137H99ZM107 138H106V139H107ZM184 138H185V137H184ZM65 139H66V138H65ZM65 139H63V140H65ZM67 139H68V138H67ZM87 139H88V137H87ZM108 139H110V137H109ZM178 139H179V138H178ZM180 139H181V138H180ZM214 139H215V138H214ZM214 139H213V140H214ZM54 140H55V139H54ZM56 140H57V139H56ZM58 140H59V139H58ZM90 140H91V139H90ZM92 140H91V141H92ZM97 140L99 141V139H97ZM104 140H105V139H104ZM185 140H186V139H185ZM196 140H197V139H196ZM215 140H217V139H215ZM28 141H29V140H28ZM65 141H68V140H65ZM86 141H87V140H86ZM100 141H102V140H100ZM106 141L108 142V141H110V140H106ZM151 141H150V142H151ZM169 141H170V140H169ZM173 141H174V140H173ZM263 141H264V140H263ZM71 142H72V141H71ZM103 142H104V141L100 142V144H99L98 146L96 145L97 147L95 146V147H96L95 149H97L98 147L101 148L100 146H101V143H103ZM159 142H160V141H159ZM159 142H158V144L154 147V148H155V151H156L157 154H158L157 151H161V153H162V152H163L162 149H165V147L162 148V149L160 148L161 146L164 145V142H163V143L160 142L161 145H160ZM188 142H189V141H188ZM195 142H196V141H195ZM214 142H216V141H214ZM64 143H65V142H64ZM64 143H63V144H64ZM178 143H179V142H178ZM216 143L218 144V142H216ZM57 144H58V143H57ZM104 144H105V143H104ZM107 144H108V143H107ZM107 144H106V145H107ZM155 144H153V145H155ZM162 144H163V145H162ZM166 144H168V143H166ZM166 144H165V146H166ZM211 144H213V143L211 142ZM217 144L210 145L209 148L212 147V149L210 148V150H209V148H206V150H209V151H210V152L208 151V152L211 154L210 156L208 155V153H206V150H205V152L202 150V151L204 152V154L206 153V156L208 157V158H207L206 156H204V157L202 156L203 158H205L206 162H207V160L209 159V157H210V158L212 157L211 161H212V160H215V161H216V159H219V158H218L219 155H218V153H217V152H218V151H217V146H218L219 144H218V145H217ZM34 145H35V144H34ZM66 145H67V144H66ZM92 145H93V144H92ZM151 145H152V144H151ZM214 145H215V146H214ZM246 145H247V144H246ZM64 146H65V144H64ZM71 146H72V145H71ZM83 146H84V145H83ZM85 146H86V145H85ZM85 146H84V148H85ZM108 146H109V145H108ZM108 146H106V150H104V151H107V150L110 151V149H109L110 147H108ZM158 146H159V147H158ZM169 146H170V145H169ZM186 146H187V145H186ZM189 146H190V145H189ZM213 146H214V147H213ZM32 147H33V146H32ZM74 147H75V146H74ZM93 147H94V145H93ZM156 147L159 148V149L156 150V149H157ZM167 147H168V146H167ZM167 147H166V148H167ZM183 147H184V146H183ZM219 147H220V146H219ZM258 147H259V146H258ZM33 148H34V147H33ZM107 148H108V149H107ZM170 148H172V147H170ZM170 148H169V149H170ZM233 148H234V147H233ZM250 148H252V146H251ZM10 149H11V148H10ZM85 149H88V147H86ZM93 149H94V148H93ZM103 149H105V148L103 147ZM160 149H161V150H160ZM184 149H185V148H184ZM199 149H200V148H199ZM218 149H219V148H218ZM252 149L254 150V148H252ZM252 149H251V150H252ZM260 149H262V147H261ZM78 150H79V149H78ZM83 150H84V149H83ZM83 150H82V151H83ZM253 150L251 151V154H252V155H253V153H255V151H257L256 149H255V151H253ZM56 151H57V150H56ZM104 151H102V152L104 153ZM155 151H154V152H155ZM165 151H166V149H165ZM173 151H174L176 154L178 153L177 150H174V149H173ZM202 151H201V153H203ZM50 152H52V151H50ZM57 152H58V151H57ZM83 152H85V153H86L85 155L87 156V154L90 155V153L92 154L94 151H93V152H90V151L87 150V152H88V153H87L86 150H84ZM89 152H90V153H89ZM95 152H98V151L95 150ZM95 152H94V153H95ZM100 152H101V150L99 149V152H98V153L100 154ZM166 152H167V151H166ZM198 152H199V151H198ZM252 152H253V153H252ZM258 152H259V151H258ZM52 153H53V152H52ZM103 153H102V154H103ZM106 153H107V152H105V154H106ZM159 153H160V152H159ZM168 153H169V152H168ZM168 153L163 152V154H168ZM175 153H174V154H175ZM216 153H217L218 156L216 155ZM221 153H222V152H221ZM259 153H260V152H259ZM9 154H10V153H9ZM59 154H60V153H59ZM59 154H58V155H59ZM83 154H84V153H83ZM102 154H101V155H102ZM108 154H109V153H108ZM157 154H156V155H157ZM169 154H171V155H170L171 157L169 156V158H171V159H169V160H171V162H172L171 164H173V167H175V166H174V163H175V164H178L177 166H182L181 161H182V163H183V161H184V163L186 162L185 159L182 160V159H183L182 156H183L184 154L179 156V153H178V156H179V157H177L176 154L173 155L171 152H170ZM169 154H168V155H169ZM242 154H243V153H242ZM50 155H52V154H50ZM101 155H100V156H101ZM103 155H104V154H103ZM106 155H107V154H106ZM109 155H110V154H109ZM158 155H159V157H160L162 154H161V155L158 154ZM168 155H167V156H168ZM254 155H255V154H254ZM256 155H258V154H256ZM256 155H255V157H256V158H259V157H257ZM32 156H33V155H32ZM52 156H53V155H52ZM91 156H92V155H91ZM137 156H138V155H137ZM175 156H176V159H175ZM200 156H201V154H200ZM259 156H260V154H259ZM54 157H56V156L54 155ZM88 157L90 158V156H88ZM106 157L108 158L109 156H106ZM110 157H112V156H110ZM185 157H187V156H185ZM215 157H216V158H215ZM100 158L102 159L103 157H100ZM119 158H120V157H119ZM177 158H179V159L181 158V161H178ZM213 158H214V159H213ZM260 158H261V157H260ZM59 159H60V158H59ZM87 159H88V158H87ZM87 159H86V161H87ZM166 159H167V158H166ZM88 160H89V159H88ZM99 160H100V159H99ZM99 160H97L98 163L102 162L101 160H100V162H99ZM209 160H210V159H209ZM227 160H228V159H227ZM89 161H90V160H89ZM89 161H87L86 164H88ZM95 161H96V160H95ZM103 161H104V160H103ZM211 161H210V164H213V163H211ZM92 162H93V160H92ZM105 162H106V161H105ZM169 162H170V161H169ZM169 162H168V163H169ZM37 163H38V162H37ZM89 163H90V162H89ZM118 163H120V162H118ZM118 163H116V166H117V167H118V165H117ZM94 164H95V163H94ZM101 164H104V165H105L104 162L100 163V165H101ZM152 164H153V163H152ZM155 164H156V163H155ZM155 164H154V165H155ZM169 164H170V163H169ZM169 164H166V165H168V168H169ZM171 164H170V167H171ZM179 164H181V165H179ZM227 164H228V163H227ZM91 165H93V164H91ZM98 165H99V164H98ZM104 165H102V170L104 169V167H103ZM120 165H121L122 168L120 167ZM157 165H158V163H157ZM222 165H223V164H222ZM228 165H229V164H228ZM228 165H227V167H228ZM257 165H259V164H257ZM86 166H87V165H86ZM106 166H107V165H106ZM184 166H185V165H184ZM184 166H183V167H184ZM87 167H88V166H87ZM107 167H108V166H107ZM110 167H111V166H110ZM110 167H108L107 169L105 168V170H103V171L100 170V171H101V174H103L104 171L110 169ZM117 167H116V168H117ZM119 167H120L121 169H120V168H119V169L117 168V170H116L114 167H113V168H114V170H116V171H118V172H119V170L121 171L122 169H123V171H125L124 168H123V165H122V164H119ZM140 167L142 168V166H140ZM154 167H157V166L155 165ZM160 167H161V164H160ZM173 167H171V168H173ZM99 168H101V166H100ZM111 168H112V167H111ZM83 169H84V168H83ZM87 169H89V168H87ZM146 169L148 170L149 168H146ZM211 169H212V168H211ZM215 169H218V168H215ZM228 169H229V167H228ZM249 169H250V170H248V169L246 170V169H245L246 172L252 171L251 168H249ZM135 170H136V169H135ZM144 170H145V169H144ZM222 170H223V169H222ZM245 170H243V171L245 172ZM108 171H109V170H108ZM111 171H113V170L110 169V171L108 172V175L110 174V176H114L115 173H114V175H112L113 172H111ZM213 171H214V170H213ZM243 171L241 170V172H243ZM255 171H256V170H255ZM84 172H85V171H84ZM110 172H111L112 174H111ZM143 172H144V171H143ZM150 172H151L150 175L152 174V176H153L152 170H150ZM215 172H216V171H215ZM256 172L261 173L260 171H256ZM106 173H107V172H106ZM106 173H104V174H106ZM147 173H148V171H147ZM162 173H166V171H165V172H162ZM200 173H201V172H200ZM87 174H88V173H87ZM117 174L119 175V173H117ZM117 174H116V175H117ZM120 174H121L123 177L126 175V174H125V175L122 174L121 172H120ZM154 174H155V173H154ZM203 174H204V173H203ZM205 174H206V173H205ZM250 174H251V173H250ZM116 175H115V176H116ZM118 175L116 176V178H115V176H114V177H111V178H110V176H109V177H108V180H109V178H110V180H111V179H116V180L119 179V180H121V182H123L122 180H124V182H125L124 184H126V183H127V180L130 179V177H129V179L126 180L127 177H124V178H125V179H124L122 176H119V177H118ZM228 175H229V174H228ZM252 175H253L252 177H251V175H250V177H249L248 174H247V176L245 175L247 178H245V176H244L243 178L247 179L248 181H250V179H252L253 181H255V180L253 179V178H255V177H254V176H255L254 173H252ZM258 175H259V174H258ZM258 175H257L258 178H255L256 181L254 182V184H255V185H258L259 189L257 188V186H254V185L252 184V183H253L252 180H251L252 183H251V182H249V183L246 182L247 184L245 185V184H244V183H245V182H244L245 179H244V180L242 179V180H243V184L245 185V187H241V188H240V182L238 181L239 179L237 180L238 183H237V181L234 179L237 185L232 186L233 188H231V190H234V191H232V192L234 193V192H235V189L237 188L236 186L239 187V188H237L238 190L236 189L237 192H238V191L240 192V193L238 192V195H239V196L236 194L237 192L234 193V194L237 195V198H241V199L239 200L241 203H240V202H237L238 204H239V203L242 204V203H243L242 201H243L245 198H250V200H249V199H246L245 201H247V200L252 201V200H253L252 202H249L250 204L252 203V205H251L252 208H254L255 205L257 206V203H259V202H257V201H259V199H260V197H259L260 194H261V197H262V192H261V191L263 190V192H264V185H262V187H260V185H261V183H262V178H261L260 176H258ZM260 175H261V174H260ZM152 176H151V177H152ZM206 176H207V175H206ZM261 176H263V174H262ZM90 177H91V176H90ZM117 177H118V178H117ZM144 177H145V176H144ZM153 177H154V176H153ZM156 177H157V176H156ZM204 177H205V175H204ZM241 177H242V176H241ZM259 177H260V178H259ZM145 178H147V179H145V180H147V181H145V182H147V183L149 182V181H148L149 179H152V178H150V176H149V179H148V177H145ZM201 178H202V177H200V180H199V177H197V179H198L199 181L202 180ZM206 178H208V177H206ZM238 178H240V177L238 176ZM248 178H249V179H248ZM82 179H83V178H82ZM171 179H172V178H171ZM89 180H90V179H89ZM116 180H115V181H116ZM119 180L116 181V182H117V183L120 182ZM153 180H154V178H153ZM153 180H151L150 182H152ZM240 180H241V179H240ZM85 181H86V180H85ZM113 181H114V180H113ZM129 181L131 182L132 180H129ZM137 181H138V179H137ZM166 181H168V180H166ZM130 182H129V184H127V186L129 185V187H130V184H131V186H132V182H131V183H130ZM133 182H135V181H133ZM138 182H139V184H141V183H140V182H141L140 180H139ZM138 182H137V183H138ZM150 182L148 183V185L153 184V186L151 185L152 187L150 186V188H151V189H153V187L155 188V186H154L155 183H151V184H150ZM153 182H154V181H153ZM155 182H156V181H155ZM163 182H164V185H165V186H162L163 184H162L161 186L164 188V187H166V184H168V183L165 184V180H163ZM163 182H162V183H163ZM218 182H219V181H218ZM256 182H257V184H256ZM259 182H261V183H259ZM110 183H111L112 185L115 184V183L112 182V181H110ZM258 183H259V184H258ZM118 184H120V183H118ZM118 184H117V186H119ZM133 184H134V183H133ZM135 184H136V183H135ZM135 184H134V185H135ZM158 184H159V183H158ZM238 184H239V185H238ZM251 184H252V185H251ZM262 184H263V183H262ZM86 185H87V184H86ZM142 185H143V183H142ZM142 185H141L140 187H143ZM146 185H147V184H146ZM169 185H170V183H169ZM171 185H172V184H171ZM193 185H194V184H193ZM113 186H114V185H113ZM123 186H124V185H123ZM123 186L121 185V186L118 187V188H119V192H120V193H119V198H114V200H115V199L118 200V199H120V198H121L120 200H122L123 197H124V201H126V203L128 204V206H126L125 203H123V201H121L122 204L120 203V206H121V207H119V202H120L119 200H118L119 202H116V201H115V202H116V205H117L118 207H117V206H114V208L116 207V208H119V209L123 207V209H120V210H122V211H120V210H118V209H110V208H112V204L109 205V204H110L109 202H108V204H107V203L104 201L106 198L104 199L103 195H102L103 198L101 197V201H102V202L104 201V203H106L107 205H109V206H106V204L103 203V207L105 208V206H106V208L104 209V211L107 210V208H108L109 211H108V210H107V211L111 213V214H109L110 216H111V215H114V216L117 215V212H118V211L123 212V210H124L125 207H126V208H125L126 210L129 209V212H130V213L127 212V216H128V218L126 217V214H125V217L127 218V220H126V218H124V216H122V213L119 215V218L117 219V221H116V219H115V221L117 222V223H115V226L117 225V227H119V228H118V231H119V230L122 231V230L124 229L125 224H128L129 222H130V225H131V223L134 222V221L132 220V219H134V216L136 217L137 215H139V217L137 216V218L139 219V222H138V220H136V222H138V223H137V225L135 224V225L137 226V230L135 231L134 228H133V227H135V225H131V226H130L131 229H126V230L129 231V232H130V230H131V233H128V234H127L128 236H125L126 234H124V237L126 238V239H125V240H126V244H128L129 247H131V248H132L133 246H135V247H137V248L140 247V248H138L139 250L141 249V247H144V248H148V247H149L150 249H153V251H154L155 245H156V246L159 245V247L162 249L163 246L161 247L160 244H161V239H162L163 237H165V239H162V241H163V240H165V241H163L162 243L165 242V244H166V242H168V241H166V239L170 240V239H169V236L172 235V234L174 233V231H177L178 229H180V230H178V232H179V231L184 232L185 229H186V228H189V227H191V229H190V231H191V230H192V226L195 224V226L193 227V228H194L193 231H191V235H193L192 237H194L196 241L194 240V242H193V241H192L193 238L190 237V235L187 236V237H189V238H186V237H185L186 234H190V233H189L190 231H189V230H186V232H188V233L184 232L185 234L182 235V236H180V237H184L186 240L189 239V241H192L193 244H192L191 242H189V244H188L189 246L186 245V247H189L188 251H187L186 247H184V248H185L184 251H183V249H182V250H181L182 253L180 252V254L183 256V253H184L185 251H187V252H190V251H193V250L195 251V250H196V247H194L193 250H192V247H193L194 244H195V245H198L199 248L201 247L200 251H199V249H198V250L195 251V253H196L197 251H199V252L203 251V252H204V251L207 249V250L203 253V254L205 255V253L208 251V248H209V247H208L209 245H207V243H206V242H208V240H207V238L205 239V237H207V236H206L205 234H203V233H205V232H204L203 229H201V225H199V221L197 222L198 219L196 220V223H197L198 225L195 223V221H194V223H193V219H194V217H193L192 215L194 214V216H195L196 212L193 213V214L191 215L190 219H189V217H187V218L182 217V218H184V219L180 218L181 216H178V215H180L178 211H177V212H178V215H176L177 212H176V213H175V212H172V213H175L174 215H176V217L178 216V218H176L172 213H170V214H172V216H170V220H169V219H168V217H169L168 215H170V214H169L168 212H167V213L164 212L165 209H163V212H162V209L160 210V208H159V211L156 212V210H158V208H157L156 210H154V211H155V213H159V212L161 211L162 213H164V215H166V217H165L164 215H162L161 212H160L161 214H160V213H159V214H155V213L153 212L154 215H153L152 217H155V215H157V216L160 215V216H158L157 218H156V217H155V218H151V217H150V214H148V211L145 210L144 207H143V206H144L143 204L149 202V201L146 202V200H148V199H153V201H157V200L154 199L155 197H156L158 200L163 199L162 196L165 197L164 195H165V194L167 193V191H169V190L173 191L172 188L169 189V190L166 189V188H169V187L164 188L166 193H163V192H164V189L161 190L162 187H160V189H158L159 187L156 186L157 191H156V189H155L156 192H155V191L153 192L154 195H157V194L160 192L159 190L163 191V192H162L163 195H162L161 197H160V195H159V196H153V198H152V197H151V198H149V197H148V198H144L145 201L143 200V202H142V205H143V206H141V205H139L138 202H136V200H137L138 198L136 199L135 196L138 197V193H140V195H139L140 198H139V199H140V201H141V196H142V194H143V192H144V191L142 190V188H141V190L138 188L139 191L142 192V193H141V192H139V191L137 190L136 187H133L134 189L136 188V190H137L138 193H137L136 195H134L135 193L132 194V192H129V194H131V195H129V194L126 192V191H129V187H127V186L125 185V186L127 187V189H126V187L124 186L125 189H126V190H125ZM135 186H136V185H135ZM137 186L139 187V185H137ZM159 186H160V185H159ZM167 186H168V185H167ZM195 187H196V186H195ZM197 187H198V186H197ZM115 188H116V186H115ZM234 188H235V189H234ZM116 189H117V188H116ZM134 189H133V190H134ZM203 189H205V188L203 187ZM260 189H262V190L259 191ZM199 190H200V189H199ZM221 190H222V189H221ZM100 191H101V190H100ZM202 191H203V190H202ZM207 191H208V190L206 189V190H205L206 194L209 193V191H208V193H207ZM215 191H216V190H215ZM97 192H98L99 195L101 196L102 192L96 191V193H97ZM116 192H117V191H116ZM157 192H158V193H157ZM232 192H231V193H232ZM241 192L243 193V195H242ZM257 192H260V193L258 194ZM96 193H95V194H96ZM98 193H97V194H98ZM155 193H156V194H155ZM233 193H232V194H233ZM127 194L129 195V197L133 195V196H134V197L132 196L133 199H132V198H129V197L127 196ZM159 194H161V193H159ZM174 194H175V193H174ZM174 194H173V193L171 194V192H170L169 195H168V193H167V196H170V195H173V196H174ZM204 194H205V193H204ZM211 194H212V193H211ZM240 194H241V196H240ZM99 195L94 196V197H95V200H97L96 198H97V196H99ZM117 195H118V194H117ZM120 195H121V196H120ZM143 195H145V194H143ZM149 195H151V193H150ZM152 195H153V194H152ZM175 195H176V194H175ZM236 195H235V196H236ZM104 196H105V195H104ZM145 196H147V194H146ZM167 196H166V197H167ZM212 196H213V194H212ZM166 197L164 198V201L161 203V205H162V204L164 205L165 203L169 204V203H170V200L173 199V198L170 199V198H168V197H167V198H168V199H167ZM170 197H171V196H170ZM230 197H231V196H230ZM232 197H233V196H232ZM159 198H161V199H159ZM234 198H236V197H234ZM242 198H244V199L242 200ZM256 198H257V199H256ZM98 199H99V197H98ZM131 199H132V200H131ZM134 199H136V200H134ZM142 199H143V198H142ZM169 199H170V200H169ZM261 199H262V198H261ZM261 199H260V201H261ZM263 199H264V198H263ZM263 199H262V201L264 202ZM93 200H94V199H93ZM99 200H100V199H99ZM107 200H108V199H107ZM107 200H106V201H107ZM133 200L135 201L134 203H137L136 206H135V209L130 208V207H133V204H134V203H133ZM165 200H166V201L168 200V201L165 202ZM131 201H132V202H131ZM138 201H139V200H138ZM255 201H256L257 203L253 206V204H254ZM95 202H98V200L95 201ZM95 202L93 201V203H94L95 205H97V206H98L99 204H100V205L102 204V202H101V203L99 202L98 204L95 203ZM144 202H145V203H144ZM150 202H152V201H150ZM164 202H165V203H164ZM171 202H172V201H171ZM182 202H183V201H181V203H182ZM263 202H261V203H263ZM117 203H118V204H117ZM132 203H133V204H132ZM152 203H153L154 205L157 204V202H156V203H155V202H152ZM152 203H151V205H149L150 208H153V207H152V205H153ZM173 203H175V198L173 199ZM178 203H179V202H178ZM181 203H180V205H181L180 207H181V208L183 207L184 209H185V208L187 209V206H186L184 203H183L184 205L181 204ZM261 203H260V204H261ZM131 204H132V206H130ZM140 204H141V203H140ZM149 204H150V203H149ZM104 205H105V206H104ZM124 205H125V206H124ZM159 205H160V204L158 203L155 207H158ZM171 205H172V204L170 203V205H167V207H168V208H169V207H172ZM178 205H179V204H178ZM261 205H262V204H261ZM261 205H258V206H257L258 209L260 208L259 206H261ZM101 206H102V205H101ZM138 206H139V208H138ZM140 206H141V207H140ZM176 206H177V205H176ZM176 206H174L173 209L176 210ZM185 206H186V207H185ZM248 206H249V205H248ZM251 206H250V207H251ZM109 207H110V208H109ZM163 207H166V205L163 206ZM180 207L178 208L179 211H180ZM245 207H246V206H245ZM257 207H255V209H257ZM98 208H99V210H100V206H98ZM101 208H102V207H101ZM133 208H134V207H133ZM91 209H92V208H91ZM102 209H103V208H102ZM169 209H171V208H169ZM186 209H185L184 211H186ZM258 209H257V210H258ZM110 210H112V211H110ZM115 210H116V211L118 210V211L116 212ZM152 210H153V209H152ZM152 210H151V211H152ZM171 210H172V209H171ZM188 210H190V209L188 208L186 212L189 213ZM191 210L194 211L193 209H191ZM191 210H190V211H191ZM252 210H253V209H252ZM261 210H262V211H261ZM101 211L103 212V210H101ZM113 211H115L114 214H112ZM165 211H166V210H165ZM167 211H169V210H167ZM182 211H183V210H182ZM182 211H181V212H182ZM184 211H183V213H184ZM250 211H251V210H250ZM260 211H261L262 213H264L263 209L258 210V212L260 213V215H259V213L256 211V213L258 214V215H257L258 218L261 216V212H260ZM105 212H106V211H105ZM124 212H125V211H124ZM181 212H180V213H181ZM254 212H255V211H254ZM106 213H107V212H106ZM115 213H116V214H115ZM118 213H119V212H118ZM149 213H150V212H149ZM153 213H151V214H153ZM128 214H131V215H128ZM184 214H185V213H184ZM190 214H191V213H190ZM123 215H124V214H123ZM161 215H162V216H161ZM110 216H109V217H110ZM146 216H147V217H146ZM173 216H174V218H173ZM182 216H183V215H182ZM184 216H187V215H184ZM230 216H231V215H230ZM244 216H246V215H244ZM244 216H242V218H243ZM107 217H108V216H107ZM130 217H131L132 219H131ZM148 217H149V218H148ZM171 217H172V218H171ZM192 217H193V218H192ZM195 217H196V216H195ZM227 217H228V215H227L226 217H224V218H226V219H225L226 221H229L230 219H228ZM231 217H233V216H231ZM110 218H114V217L111 216ZM175 218H176V219H175ZM196 218H197V217H196ZM196 218H195V219H196ZM238 218H239V217H238ZM246 218H247V217H246ZM248 218H249V217H248ZM248 218L245 219V217H244L243 219H245V220L247 221ZM260 218H261V217H260ZM260 218H259V220H261V222H264V221H263L264 219H262V218H264V214H263L262 218H261V219H260ZM128 219H131V220L129 221ZM156 219H158V220H156ZM165 219H166V220H165ZM178 219H181V222H180V221H179V222L182 223V224H183L184 221H187V219H188V220H190L189 222L192 223L193 225H192V224L190 225V224L188 223V224H186V226H188V227H186V226L183 224V225L185 226V228H183L184 231H182V228H181V227H183V225H181V227H179V228H178L177 226H180V224H177V226H176V222H177ZM185 219H186V220H185ZM195 219H194V220H195ZM227 219H228V220H227ZM231 219H232V221L228 222V223H230V224H228V223L226 222V223H227V226L225 227L223 224H221V223H223V220H224V219L222 218V220H221L222 222L219 223V224L223 225L224 227H222V226L220 225V228L222 227L223 229H222V228H221V230L218 229V230L221 231L220 233H222V236H221L222 239H223V238L226 239V241L223 243V244H225L224 246H223V244H220L221 246H223L224 254H225V252H226V255H225V256H227V255L230 253V252H229V249L231 248V247H230V246H231V242L233 241V239L231 240V238H232L231 236H232V234H233V236L235 235V234H234V233H235V230H233L234 233H232V228H233V226L236 224V221H237V220H236L234 217L231 218ZM250 219H251V218H249V221H247V222H249V223H248V227L251 228L252 226H250V222L253 224L254 221L252 222V221H251L252 219H251V220H250ZM108 220L111 221V219H109V218H108ZM134 220H135V219H134ZM182 220H183V221H182ZM191 220H192V222H191ZM233 220H234V222H233ZM235 220H236V221H235ZM127 221H128V223H127ZM113 222H114V221H113ZM179 222H178V223H179ZM247 222H246V225H247ZM261 222H260V223H261ZM106 223H107V222H106ZM139 223H140V225H138ZM226 223H224V224L226 225ZM123 224H124V225H123ZM237 224H238V222H237ZM237 224H236L234 227H236ZM252 224H251V225H252ZM261 224H262V223H261ZM108 225H109V224H108ZM122 225H123V226H122ZM189 225H190V226H189ZM211 225H212V224H211ZM115 226H114V227H115ZM121 226L123 227V229H121ZM138 226H139V227H138ZM198 226H199V229H201L200 234L203 232L202 234H203V236H205L204 239L206 240V242H205L204 239H202V237H201L200 235H198V236H200L201 238H197L198 236H197L196 234H198V232H199V230H198ZM195 227H196L197 229H196ZM253 227L255 228V226H253ZM257 227H258V226H256V230H254V228H253V229L251 228V229H252L251 231L254 230L253 232H254V233H258L259 235H258V234H255V235H254V234H251V236H252V237H253V236H254V237H255V236H258V237H255V238L258 239L257 241L260 243V241H261V240H260L261 238L259 239V237H260V233L257 231V230L259 229V227H258V229H257ZM128 228H129V227H128ZM241 228H243V226H241ZM241 228L239 227V231L241 230ZM244 228H245V226H244ZM263 228H264V224H263V226H262V229H263ZM115 229H116V228H115ZM135 229H136V228H135ZM208 229H209V228H208ZM236 229L238 230V228H236ZM112 230H113V229H112ZM116 230H117V229H116ZM126 230H124L125 233H127ZM194 230H196V231H194ZM197 230H198V232H197ZM202 230H203V231H202ZM237 230H236V231H237ZM118 231H117V232H118ZM134 231H135V232H134ZM239 231H238V232H239ZM244 231H245V230H244ZM246 231H247V230H246ZM251 231H248V233H244L245 236H247V234H248V236L245 237L246 239H245V238H242L243 240L245 239V241L247 240V242H249V245H250V242L252 241V239L249 238V234L251 233ZM255 231H257V232H255ZM36 232H37V231H36ZM117 232H116V235H118V233H120V232H118V233H117ZM161 232H162V233H161ZM192 232H193V234H192ZM194 232H195V233H194ZM210 232H211V231H210ZM240 232H241V231H240ZM240 232H239V233H240ZM249 232H250V233H249ZM169 233H170V235H169ZM171 233H172V234H171ZM211 233H213V232H211ZM236 233H237V232H236ZM239 233H238V234H239ZM242 233H243V232H242ZM38 234H39V233H38ZM81 234H82V233H81ZM85 234H86V233H85ZM114 234H115V233H114ZM121 234H122V233H121ZM174 234H175V233H174ZM178 234L181 235V233H178ZM218 234H219V232H218ZM218 234H217V235H218ZM244 234H242V236H243ZM86 235H87V234H86ZM86 235H85V236H86ZM122 235H123V234H122ZM122 235H121V236H122ZM168 235H169V236H168ZM179 235H178V236H179ZM194 235H196V237H195ZM37 236H40V235H37ZM85 236H84V237H85ZM118 236H119V235H118ZM166 236H167V237H166ZM172 236H174V237L176 236L175 238H177V239L179 238L177 235H172ZM172 236H171V240H174V241H175L176 239H172V238H174V237H172ZM219 236H220V234H219ZM238 236H240V234H239ZM84 237H83V239H84ZM88 237H89V236H88ZM119 237H120V236H119ZM119 237L117 238V240H118V239L120 240ZM122 237H123V236H122ZM122 237H121V239H123ZM221 237H219V238H221ZM236 237H237V235H236ZM236 237L234 236V242H232L233 244H235V238H236ZM85 238H86V237H85ZM90 238H91V237H90ZM184 238H183V239H184ZM191 238H192V240H190ZM196 238H197V239H200V240L202 239V242L204 241V242L206 243V244H205V243H203V244L207 245V246H206L207 248H205V246L203 247L202 242L199 243L198 240H197ZM240 238H241V237H240ZM248 238H249V240H250V239H251V240L248 241ZM36 239H37L36 241L44 240V239H41V237H38V238L36 237ZM38 239H40V240H38ZM71 239H73V238H70V243H69V241H68V242H65V244L68 243V244H72V245H73V243H72L73 240H71ZM181 239H182V238H179V242H178V240H177L176 243H178V244L180 245V244H181L180 242L183 241V240H181ZM211 239H212V238H211ZM216 239H217V238H216ZM238 239H239V237H238ZM238 239H236V240L238 241ZM242 239H241V240H242ZM123 240H124V239H123ZM125 240H124L123 242H125ZM186 240H184V243H185ZM200 240H199V241H200ZM227 240H228V241H227ZM229 240H230V241H229ZM243 240H242V242H240V243L237 242V243H238L237 245H238V247H239L240 245H244V246H242L241 249H243V247H244V249H246L249 245H248L247 247H245L248 243H243ZM75 241H76V240H75ZM146 241L149 242V245L147 244ZM174 241H173V242H174ZM239 241H240V240H239ZM245 241H244V242H245ZM254 241H255V240H254ZM42 242H43V244H44L45 241H42ZM118 242H119V241H118ZM121 242H122V240L120 241V244H121ZM123 242H122V244H123ZM209 242H210V241H209ZM209 242H208V244H209ZM214 242H215V241H214ZM214 242H213V243H214ZM216 242H218V241H216ZM37 243H38V242H36L35 244H37ZM39 243H40V242H39ZM75 243H76V242H75ZM168 243H169V242H168ZM171 243H172V241H170V244H169L170 247L173 246V244L171 245ZM174 243H175V242H174ZM182 243H183V242H182ZM184 243H183V244H184ZM186 243H187V241H186ZM197 243H198V244H197ZM221 243H222V242H221ZM241 243H243V244H241ZM40 244H41V243H40ZM40 244H38V246H40ZM57 244H58V243H57ZM57 244H56V245H57ZM60 244H61V243H60ZM60 244H59L58 246H60ZM108 244H109V243H108ZM108 244L105 245V248H103L104 245H102L101 248H103V249H107V247H109V246H113V245H114V244H112L111 242H110L111 245H110V244L108 245ZM122 244H121V245H122ZM124 244H125V243H124ZM126 244H125V245H126ZM152 244H153V245H152ZM178 244H177L176 247H174L175 245L173 246L174 249L177 248V247L179 246ZM190 244L193 245V246H191ZM200 244H201V245H200ZM239 244H240V245H239ZM252 244H253V243H252ZM255 244H256V241H255ZM257 244H258V243H257ZM257 244L254 245V247L257 246ZM33 245H34V244H33ZM117 245H118V244H116L115 246H117ZM131 245H132V246H131ZM150 245H151V247H153V248H151ZM166 245H168V244H166ZM181 245H182V244H181ZM181 245H180V247L182 248L183 246H181ZM261 245H262V243H261ZM261 245H259V247L257 246L258 250H257L256 247H255V248H256V249H255V248H253V246H251V245H250V247L253 248L252 250H251V248H248L247 252L244 250L248 255H249V253H250L249 258H251V261H252L251 264H253L254 261L256 260L255 257H254V259L252 258V256H253L254 254H256L255 252H257V255H258V256H257V255H255V256L258 257L259 261H260L261 258L263 259L264 254H260V255L258 254V252H259V253L262 252L261 249H263V246H261ZM35 246H36V245H35ZM41 246H43V245L41 244ZM41 246H40V247H41ZM63 246H64V245H61V249L57 247V249H59L60 251L63 250V249H64L63 252L65 251L64 253L61 252L62 254L59 253L60 251H58L59 254H61V255H65V254H66L65 257H64V256L62 257L61 255H59V257H60V261H61V259H62L63 262L65 263V262H66L65 259L68 258V259H67V262H66V263L68 264V260H69L70 258H69V257H66V256H67V253H68L67 250H69L70 247H69V245H67V244H66L65 246H68L69 249H67L65 246H64V248H63ZM184 246H185V244H184ZM235 246H236V245H235ZM46 247H47V245H46ZM48 247H49V246H48ZM48 247H47V248H48ZM124 247L126 248V246H124ZM170 247H169V249H171ZM229 247H230V248H229ZM238 247H237V249H238ZM260 247H261V248H260ZM44 248H45V245H44ZM44 248H43V251H44ZM62 248H63V249H62ZM72 248H73V250H74L76 247L74 246V247H72ZM72 248H71V249H72ZM144 248H142L141 250L145 251ZM160 248H158V251H159ZM166 248H167V247H166ZM166 248H165V249H166ZM190 248H191V249H190ZM203 248H204V250H203ZM9 249H10V248H9ZM36 249H37V247H36ZM40 249L42 250V248H40ZM66 249H67V250H66ZM71 249H70V250H71ZM97 249H100V248L97 247ZM109 249H111L110 251H112V253H113V252H116V251H113L115 248H109ZM109 249H108V251H109ZM132 249H133V248H132ZM135 249H136V248H135ZM155 249H156V248H155ZM165 249H164V250H165ZM218 249H220V247H219ZM232 249H233V247H232ZM239 249H240V248H239ZM241 249H240V250H241ZM249 249H250V252H249ZM254 249H255V252L253 251ZM41 250H39V251L41 252ZM45 250H46V249H45ZM75 250H76V249H75ZM78 250H80V249L78 248ZM128 250H130V249H128ZM128 250H126V252H127ZM162 250H163V249H162ZM164 250H163V251H164ZM189 250H190V251H189ZM235 250H236V249H235ZM259 250H260L261 252H260ZM39 251H38V249H37L36 254H32V255H34V256H35V255H38L37 252L39 253ZM46 251H47V255H48L49 258H50V255L48 254V253H49V249H47ZM46 251H45V252H46ZM110 251H109V253H110ZM130 251H133V250H130ZM136 251H138V250H136ZM150 251H152V250H150ZM194 251H193V252H190L191 255L186 254V256H192V255H194V254H195ZM210 251H211L213 254L216 252V251L213 252L212 250H210ZM230 251H234V250H230ZM251 251H253V252H251ZM52 252H53V251H52ZM74 252H75V253L77 252L76 255L79 254L77 250L74 251ZM74 252L70 251L71 254L68 253V255H70V256H71V255H75ZM94 252H96V253H100V252H101V253H103V255H104V252H107V251H106V250H105V251H104V250H103V251H102V250H101V251L99 250V251L97 252L96 250H94ZM117 252H119V251H117ZM124 252H125V251H124ZM124 252H123V253H124ZM126 252L124 253V255H126V256L128 257V255L126 254ZM134 252H135V251H134ZM146 252H147V251H145L144 254H146ZM187 252H185V253H187ZM199 252H198V253H199ZM208 252H209V251H208ZM211 252H209V253L211 254ZM218 252H221V253L223 254L222 250H218L215 254H217V255L220 256L221 253L218 254ZM237 252H238V251H236V253H237ZM248 252H249V253H248ZM33 253H34V252H33ZM41 253H43V252H41ZM41 253H39V254H40L42 257L45 256V258H46L45 261H44V263L46 264V261H48V260H47L48 258L46 257V255H44L45 253H44L43 255H42ZM72 253H73V254H72ZM107 253H108V252H107ZM112 253H110V255H112ZM121 253H122V252H121ZM132 253H133V252H132ZM139 253H140V252H139ZM155 253H156V251H155ZM157 253H158V252H157ZM157 253H156V254H157ZM169 253H170V251H169ZM175 253H177L176 249H175ZM185 253H184V255H185ZM192 253H194V254H192ZM227 253H228V254H227ZM240 253H241V252H240ZM246 253H245V254H246ZM252 253H253V255H252ZM50 254H51V253H50ZM105 254H106V253H105ZM115 254H116V253H115ZM141 254H142V253H141ZM156 254H155V256H156ZM159 254H160V253H159ZM167 254H168V250H167ZM167 254H165V256H164L165 259H166V255H167ZM207 254H208V253H207ZM207 254H206V255H207ZM210 254H209V256H207V257H205V256H202V257H201V255H202V253H201V254H200V257H201L202 259H205V258H206V260L209 261V263H207V264H211V263L215 264V263H216L215 258L217 259L218 256L212 254V255H213V258L210 259V257L212 256V255L210 256ZM222 254H221V256L219 257L220 259L223 258V257H222V256H223ZM233 254H235V253H233ZM238 254H239V253H238ZM241 254H242V253H241ZM40 255H39V256H40ZM92 255L94 256V254H92ZM96 255H97V256H96ZM101 255H102V254H101ZM101 255H100V256H101ZM107 255H108V254L102 256V258L100 257V260H98V258H96V257H99L98 254H95L94 257H95V259L98 260V263H99V262L101 261V259H102V262H100V264H102V263H103V259H105V258H106V259L108 258V260H105V262L108 261V262L110 263V261H113V260H114V259L112 260V258H113L114 256H115L114 258H116V256H119V257L121 256V255H118V254L114 255V253H113V255L110 256L111 260L109 261L110 258H109V257H106ZM122 255H123V254H122ZM124 255H123V256H124ZM153 255H154V254H152V257H154ZM169 255H170V254H168L167 256H169ZM261 255H262V256H261ZM77 256H78V255H77ZM90 256H91V255H90ZM93 256H92V257H93ZM126 256H124V257H126ZM140 256H141V255H140ZM144 256H146V255H143V254H142V257H143V258H144ZM182 256H181V257H182ZM225 256H224V257H225ZM250 256H251V257H250ZM61 257H62V258H61ZM74 257H75L76 259H79V256H78V258H77L76 256H73V258H74ZM92 257H91L92 260L86 258V259L89 260V261H87V262H90V261H93V262H94V260H93ZM203 257H205V258H203ZM214 257H215V258H214ZM230 257L232 258L233 256H230ZM237 257H238V255H237ZM243 257H245V256L243 255ZM247 257H248V256H246V258H247ZM259 257H261V258H259ZM30 258H32V256H31ZM63 258H64V259H63ZM73 258H71L70 260H72ZM129 258H130V257H129ZM129 258H128V259H129ZM131 258H133V254H132V257H131ZM175 258H177V257H175ZM175 258H174V259H175ZM184 258H185V259H184ZM184 258H183V259L185 260V264H186V262H187L188 259L191 260V258H188V257H185V256H184ZM187 258H188V259H187ZM207 258H209L210 260H213V261H210V260L207 259ZM219 258L217 259L218 261H219ZM225 258H226V260H225ZM225 258L221 259V262H222V260H223V262H225V261L228 260V257H225ZM238 258H239V257H238ZM238 258H237V259H238ZM33 259H34V258H33ZM86 259H85V261H86ZM117 259H118L119 261L122 260L121 258H118V257H117ZM179 259H180V260H179ZM192 259H193V258H192ZM232 259H233V258H232ZM232 259H231V260H232ZM235 259H236V258H235ZM235 259H234V260H235ZM242 259H243V258H242ZM244 259H245V258H244ZM247 259H248V258H247ZM252 259H253L254 261H253ZM29 260H30V261H29ZM31 260H32V259H28L27 261H28V262H31ZM43 260H44V259H43ZM50 260H52V259L50 258ZM50 260H49L47 263L51 264V263H50ZM64 260H65V261H64ZM80 260H81V257H80ZM80 260H79V261H80ZM97 260H95L94 263H96ZM184 260H182V258H180L179 256H178V258H177V261H180V262H181V261H184ZM194 260H195V259H193L192 261H194ZM196 260H197V259H196ZM214 260H215V262H214ZM224 260H225V261H224ZM229 260H230V259H229ZM234 260H233V262L235 263L236 261H234ZM240 260H241V257H240ZM27 261H26V262H27ZM79 261H78V262H79ZM85 261L83 260V262H85ZM125 261H127L126 258L124 259V262H125ZM171 261H172V260H171ZM171 261H170V262H171ZM177 261H175V262H177ZM192 261H191V262L189 261V262L192 263ZM218 261H217V262H218ZM246 261H248V263H250V262H249L250 260H246ZM259 261H257V262L255 261V262L258 263ZM26 262H25V264H28V263H26ZM32 262H33V260H32ZM51 262H52V261H51ZM63 262L61 261V263H63ZM72 262H73V260H72ZM72 262H71V263L69 262V264H72ZM75 262L77 263V261L75 260V261L73 262V264H75ZM81 262H82V261H81ZM93 262H91V263H93ZM108 262H106V263H108ZM115 262L117 263L118 261L115 259V260L113 261V264H114ZM122 262H123V260L121 261V263H120V262H118V263H119V264H122ZM124 262H123V263H124ZM142 262L144 263V261H142ZM173 262H174V260H173ZM189 262H187V263H189ZM195 262H197V261H195ZM198 262H199V261H198ZM210 262H211V263H210ZM221 262L219 261L218 264H220ZM233 262H232V263H233ZM262 262H263V261L261 260V263H260V264H262ZM23 263H24V262H23ZM33 263H36L35 260H34ZM44 263L42 262L41 264H44ZM66 263H65V264H66ZM106 263H105V264H106ZM116 263H115V264H116ZM118 263H117V264H118ZM127 263H128V262H127ZM133 263H136V264L138 263V264H140L139 262H133ZM147 263H148V262H147ZM147 263L145 262V264H147ZM205 263H206V262H205ZM232 263H231V264H232ZM234 263H233V264H234ZM248 263L245 262V261H242L241 264H248ZM20 264H22V263H20ZM38 264H39V263H38ZM77 264H79V263H77ZM81 264H82V263H81ZM85 264H88V263H85ZM103 264H104V263H103ZM125 264H126V262H125ZM128 264H130V263H128ZM197 264H198V263H197ZM216 264H217V263H216ZM222 264H223V263H222ZM224 264H225V263H224ZM239 264H240V263H239Z\"/></svg>",
  "mask_w": 264,
  "mask_h": 264
}]
</instances>
